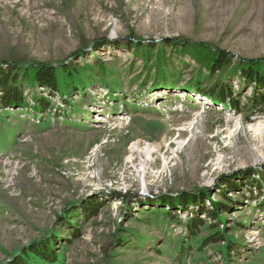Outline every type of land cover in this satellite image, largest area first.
Wrapping results in <instances>:
<instances>
[{
  "label": "rangeland",
  "instance_id": "1",
  "mask_svg": "<svg viewBox=\"0 0 264 264\" xmlns=\"http://www.w3.org/2000/svg\"><path fill=\"white\" fill-rule=\"evenodd\" d=\"M35 65L60 91L0 103V264H264V0H0L2 70Z\"/></svg>",
  "mask_w": 264,
  "mask_h": 264
},
{
  "label": "trees",
  "instance_id": "2",
  "mask_svg": "<svg viewBox=\"0 0 264 264\" xmlns=\"http://www.w3.org/2000/svg\"><path fill=\"white\" fill-rule=\"evenodd\" d=\"M184 44V45H183ZM182 45L183 47H187V43L184 42L182 44H177L175 46L179 47ZM170 47V46H167ZM229 63V59L224 57V55L217 51L215 52L214 57H212L211 61L209 62V71H220ZM252 63V62H251ZM255 65V64H252ZM63 70V79L68 80L69 79V71L70 68L65 67L62 68ZM62 74V73H61ZM241 78H248L253 83H257L262 86H264V76H262L257 70H253L252 66H249L245 69L241 70ZM78 74H77V76ZM25 81L29 83V85L34 86L38 85L42 88H45L50 95L59 93V88L57 86L59 78L57 76V73L54 71L53 68L47 67L45 65H35L28 69L19 70L17 67H10L7 69V71H3L2 67L0 66V103L1 105L8 106V107H27L26 100L23 96V90L21 89V83ZM214 91H211L208 93L210 97H212V100L215 99V101H222V103H228L231 107H235V103L231 100H228L227 97L230 94V88L222 86L219 84L217 86V89ZM36 100L39 104L41 100H43L40 96L33 99ZM41 104H39L40 106ZM44 105H41V108H44ZM179 203H184L182 201H178ZM73 219V218H72ZM71 219V220H72ZM201 221L197 220H189L187 221L184 226L189 230L193 231L194 228L198 227V224L200 225ZM66 225L70 226L68 220L65 221ZM70 227H73L71 225ZM76 232H71V236L76 235ZM51 242L45 243L43 246H41L39 249H26L22 252L20 255V258H22V263H20L17 260H14L13 262L7 263V264H30V262L33 261V259L39 260V262H42L44 264H49L52 261V252H51Z\"/></svg>",
  "mask_w": 264,
  "mask_h": 264
},
{
  "label": "bare ground",
  "instance_id": "3",
  "mask_svg": "<svg viewBox=\"0 0 264 264\" xmlns=\"http://www.w3.org/2000/svg\"><path fill=\"white\" fill-rule=\"evenodd\" d=\"M98 120H99V118H98Z\"/></svg>",
  "mask_w": 264,
  "mask_h": 264
}]
</instances>
